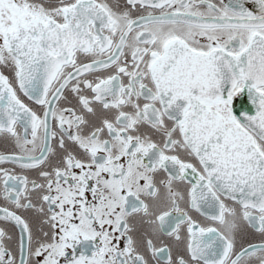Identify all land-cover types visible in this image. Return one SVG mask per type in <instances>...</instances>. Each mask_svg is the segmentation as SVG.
I'll return each instance as SVG.
<instances>
[{
  "label": "snow or ice",
  "instance_id": "6c2138e0",
  "mask_svg": "<svg viewBox=\"0 0 264 264\" xmlns=\"http://www.w3.org/2000/svg\"><path fill=\"white\" fill-rule=\"evenodd\" d=\"M0 264H264V0H0Z\"/></svg>",
  "mask_w": 264,
  "mask_h": 264
},
{
  "label": "flooded vegetation",
  "instance_id": "af4514ba",
  "mask_svg": "<svg viewBox=\"0 0 264 264\" xmlns=\"http://www.w3.org/2000/svg\"><path fill=\"white\" fill-rule=\"evenodd\" d=\"M7 144L4 142H0V151H7Z\"/></svg>",
  "mask_w": 264,
  "mask_h": 264
}]
</instances>
